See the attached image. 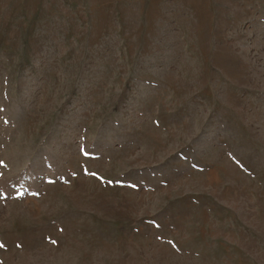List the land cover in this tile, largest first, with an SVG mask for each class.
Instances as JSON below:
<instances>
[{"label":"rangeland","instance_id":"1","mask_svg":"<svg viewBox=\"0 0 264 264\" xmlns=\"http://www.w3.org/2000/svg\"><path fill=\"white\" fill-rule=\"evenodd\" d=\"M0 244L264 264V0H0Z\"/></svg>","mask_w":264,"mask_h":264},{"label":"snow or ice","instance_id":"2","mask_svg":"<svg viewBox=\"0 0 264 264\" xmlns=\"http://www.w3.org/2000/svg\"><path fill=\"white\" fill-rule=\"evenodd\" d=\"M93 175H95L94 173H93ZM4 245L3 244H0V247H3Z\"/></svg>","mask_w":264,"mask_h":264}]
</instances>
